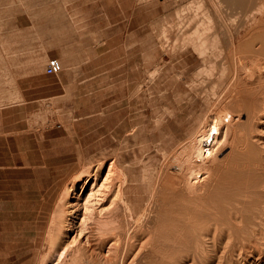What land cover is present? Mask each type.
<instances>
[{
	"label": "rangeland",
	"instance_id": "374dc122",
	"mask_svg": "<svg viewBox=\"0 0 264 264\" xmlns=\"http://www.w3.org/2000/svg\"><path fill=\"white\" fill-rule=\"evenodd\" d=\"M262 3L0 0V264H264V89L241 109L256 84L230 82L229 52ZM198 19L206 40L191 45L180 28L190 36ZM50 57L62 71L46 73ZM214 122V151L190 163L206 170L187 183L177 158ZM120 187L148 219L117 210ZM209 227L222 231L216 255Z\"/></svg>",
	"mask_w": 264,
	"mask_h": 264
},
{
	"label": "bare ground",
	"instance_id": "6f19581e",
	"mask_svg": "<svg viewBox=\"0 0 264 264\" xmlns=\"http://www.w3.org/2000/svg\"><path fill=\"white\" fill-rule=\"evenodd\" d=\"M254 2V1H253ZM200 4H201V2H200ZM264 3H262V5H260V7H258L257 9H253V11H250L249 13L250 14H248L246 17H247V19L248 18H250V20H252V23H251V25H249V24H245L244 25V27H240V28H243V30H241V32H240V34H239V36H238V38H237V36H232L231 38H230V41H231V45H232V48H231V45H228L230 48H231V50L229 51V52H231L232 53V55H233V57H234V59L236 60V63H237V68L235 69L234 68V70H235V72H234V74H233V77L231 76V79H230V82H241V81H243L247 86V89L249 90V87H248V85H250V86H252L253 85V83H255L256 85L254 86L255 87V92H253L252 91V94L251 93H249V95H246L245 97L246 98H241V103L239 104V106H241V109H242V107L243 108H247V109H251V106H252V104L250 103V102H252V98H257L258 96H256L260 91H262L263 89H264V5H263ZM255 5V4H254ZM250 8H252L251 6H249ZM248 8V7H247ZM246 8V9H247ZM200 12V11H199ZM201 12H202V10H201ZM240 14V13H239ZM247 14V13H246ZM199 15V14H198ZM245 16V15H244ZM243 16V17H244ZM200 18V17H199ZM192 20V19H191ZM190 20V21H191ZM233 20V19H232ZM198 21H199V19H198ZM202 21L203 20H201V21H199V22H196V24L193 26V29H192V32H190V36L188 35L187 36V31L188 30H186L185 29V27L183 28V27H181L180 28V36H181V39L182 40H187V38H189V42H191V45H192V43L196 40V41H201V40H203L204 38H206V37H204V36H202L203 35V33H205V28H204V30H201V23H202ZM234 21V20H233ZM184 23V22H183ZM192 23H193V21H192ZM192 23H190V24H192ZM211 24V23H210ZM203 25H205V24H203ZM243 25V24H242ZM203 28V27H202ZM211 29V28H210ZM239 29V28H238ZM189 31H190V29H189ZM208 31V30H207ZM215 35V34H214ZM179 36V37H180ZM206 36V35H205ZM217 36V35H216ZM211 39V38H210ZM205 40L206 39H204V42H205ZM195 41V42H196ZM215 41V40H214ZM187 42V41H186ZM196 43H199V42H196ZM200 43H202V42H200ZM186 44V43H185ZM220 44V43H219ZM198 45V44H197ZM198 48V47H197ZM227 48V47H226ZM202 51V49H199V51ZM205 52V51H204ZM217 53V52H216ZM200 54H202L201 52H200ZM203 55V54H202ZM205 55V54H204ZM204 55H203V58H204V60H206V57H204ZM212 55V54H211ZM231 56V55H230ZM231 58V57H230ZM232 61V60H231ZM213 63V62H212ZM236 65V64H235ZM210 68V67H209ZM213 68V67H212ZM210 71H212V70H210ZM230 74V73H229ZM236 84V83H235ZM252 84V85H251ZM229 85V84H228ZM235 87V86H234ZM244 87H245V85H244ZM226 90H224V92H223V94H226V96L227 95H231V94H233V92L235 91L234 90V88L233 89H231L230 88V86H228V87H226L225 88ZM247 90V91H248ZM239 96V95H238ZM237 97V96H236ZM248 98H249V103H248ZM256 101V100H255ZM232 102H235V99H234V97H233V99H232ZM238 106V105H237ZM238 106V107H239ZM257 107H258V105H257ZM253 108V107H252ZM240 110V109H239ZM254 110V109H253ZM255 111V110H254ZM241 112V111H240ZM258 112V111H257ZM256 112V113H257ZM255 113V112H254ZM229 114L230 113H228V115L227 116H229ZM252 114V113H251ZM256 115H260V114H256ZM220 116L222 117V115L220 114ZM226 116V117H227ZM232 116V115H231ZM230 116V117H231ZM250 116V115H249ZM226 117H224L223 116V118L222 119H226ZM251 117V116H250ZM257 117H259V116H257ZM217 118V117H216ZM234 117H232L231 118V120L233 119ZM219 119H221L220 117L218 118V120ZM221 119V120H222ZM228 119V118H227ZM253 119H255V118H253ZM260 119V118H259ZM229 121H230V119H229ZM255 121H257V119L255 120ZM221 122V121H220ZM228 122V121H227ZM219 129H220V127H219V122H214V123H212V124H210V126H209V128L204 132V133H201V135H200V138H198L197 140H196V142L194 143L193 142V146H191V153L190 154H188L187 155V157L184 159V160H182L181 159V157H185L184 155L183 156H180V154H176V155H178V156H180V158H177V157H175V158H177V161L176 160H174V161H176L177 162V165H174V169L176 170V172L177 173H179V174H188L187 175V180L188 181H186L187 183L189 182H191L192 181V176H194V178H196V177H198V174H200V173H203V170L205 169L206 170V167L205 166H203L202 164L201 165H199V167L197 168V169H195L194 168V166H192L190 163H196V162H199V161H197V160H194V156H196L197 158H201V160L203 159V160H208V158L207 159H204L205 157L204 156H206V155H209V154H212V151H214V149H213V146H214V144H215V141L217 140V135L219 134ZM250 134V133H249ZM247 137H249L250 138V136H247ZM245 145H246V143H245ZM188 146V145H187ZM188 148V147H187ZM245 148H246V146H245ZM181 149V148H180ZM172 152V151H171ZM176 152V151H175ZM182 152V151H181ZM185 154H186V152H184ZM188 153V152H187ZM214 153V152H213ZM163 154V153H162ZM175 155V154H174ZM163 156V155H162ZM171 156V155H170ZM156 157V156H155ZM204 157V158H203ZM206 157H208V156H206ZM120 155H117V157H116V159H115V167H116V169H113V170H117V172H118V174H120L119 176H120V179L122 180V178H124L125 177V174H126V172H125V169L123 168V167H121V164H120ZM153 158V157H152ZM150 159H151V157H150ZM156 158H154V160H155ZM144 160H146L145 158H144ZM143 159H142V161H144ZM165 162L162 164V166L163 167H167V166H171L172 164H170L169 165V158L167 157V155H165ZM141 161V162H142ZM148 161V160H147ZM146 161V162H147ZM196 161V162H195ZM159 162H161V161H159ZM203 162V161H202ZM201 163V162H200ZM205 163V162H204ZM207 163V162H206ZM149 164V163H148ZM161 164V163H160ZM199 164V163H198ZM149 165H151V163L149 164ZM152 166V165H151ZM157 167H159V166H157ZM189 170V171H188ZM144 171V170H143ZM173 171V170H172ZM208 171V170H207ZM146 172V171H145ZM205 172V171H204ZM113 173H115V172H113ZM157 173H159V172H157ZM175 173V172H174ZM160 174V173H159ZM206 174H208V172L206 173ZM127 176V175H126ZM145 177V176H144ZM143 177V178H144ZM147 177V176H146ZM172 178H175V176L174 177H172ZM207 179V178H206ZM126 180H127V178H126ZM174 180V179H173ZM184 181V180H183ZM118 182H119V180H118ZM200 182V181H199ZM202 183H204L203 181H201ZM201 182H200V184H201ZM126 183V182H125ZM124 183V184H125ZM179 183V182H178ZM181 183V182H180ZM185 184V183H184ZM194 184V183H193ZM191 185V188H192V186H194V185ZM187 185H189V184H187ZM120 186V185H119ZM119 186H118V188H119ZM200 186V185H199ZM127 188V187H126ZM247 188V187H246ZM118 191V190H117ZM119 191H120V196H119V201H118V204H117V210L118 209H120V208H123L122 210H123V212L125 213V215L126 214H129L131 217H132V219H135V221H137V223L138 222H142V221H144V220H146V218H147V214H148V212H147V210H148V206L147 207H145L144 209H141V210H135V209H132V207L129 205V201H127V197H126V195L125 194H127V193H125V190L122 188V187H120V189H119ZM186 191V190H185ZM188 191V190H187ZM198 191V190H197ZM245 191V190H244ZM246 191H248V190H246ZM251 191V190H250ZM153 192V191H152ZM199 192V191H198ZM72 193H73V195H72V198H75L76 196H77V186L75 185L73 188H72ZM119 192H117L116 193V195L118 194ZM168 193V192H167ZM189 193V192H188ZM247 193V192H246ZM245 193V194H246ZM249 193V192H248ZM248 193H247V195H248ZM153 194V193H152ZM187 194V193H186ZM197 194V193H196ZM244 194V193H243ZM192 195V194H191ZM118 196V195H117ZM200 196V195H199ZM191 197V196H190ZM202 197V196H201ZM172 200H174V198L172 199ZM84 203H85V201H84ZM87 203V202H86ZM117 203V202H116ZM177 203H179V202H177ZM138 207H139V205H137ZM64 207V206H63ZM141 207V206H140ZM263 207H264V205H263ZM263 207H262V209H263ZM137 208V207H136ZM60 209V208H59ZM185 209H187V206H186V208ZM151 210V209H150ZM264 210V209H263ZM149 211V210H148ZM178 211V210H177ZM183 211V210H182ZM259 212H260V210H258ZM122 212V211H121ZM120 212V213H121ZM179 212V211H178ZM264 212V211H263ZM262 210H261V215H262ZM118 213V212H117ZM191 214V213H190ZM264 214V213H263ZM115 215H117V214H115ZM149 215V214H148ZM121 216V215H120ZM189 216V215H188ZM117 217V216H116ZM115 217V218H116ZM125 217V216H124ZM254 217H257V216H254ZM121 218H122V216H121ZM149 218V217H148ZM147 218V219H148ZM131 219V218H130ZM175 219V218H174ZM118 220V219H117ZM121 220V219H120ZM127 220V219H126ZM256 220H260L259 218L258 219H256ZM54 221H56V220H54ZM260 221H263V219L262 220H260ZM116 222V221H115ZM118 222V221H117ZM264 222V221H263ZM134 223V222H133ZM252 225L254 226V228L253 227H251V226H248L249 228L251 227V228H253V230H252V232L254 231V233L256 234V236H257V239H258V234H257V232H258V227H260V226H258L259 224L258 223H256L254 220L252 221ZM146 224V223H145ZM209 224V223H208ZM251 224V223H250ZM249 224V225H250ZM116 225H118V224H116ZM211 225V224H210ZM264 225V224H263ZM213 226H215V225H213ZM58 227V226H57ZM117 228V227H116ZM118 228H120V227H118ZM114 229V228H113ZM223 229V228H222ZM225 229V228H224ZM50 230H53V229H50ZM55 230V229H54ZM120 230V229H119ZM119 230H117L116 229V231H119ZM220 230V228H217V227H209L208 228V231H205V232H203V235H204V237H208L209 238V240L211 241L210 243H211V247H209V248H212L211 249V252H214V254L217 252V249H218V244H219V240L221 239V232L219 233L218 231ZM262 230V229H261ZM115 231V232H116ZM260 231V230H259ZM61 232V231H60ZM139 232V231H138ZM261 232V231H260ZM58 233V232H57ZM140 233V232H139ZM224 233V232H223ZM262 233V232H261ZM264 233V232H263ZM115 234H117V233H115ZM142 234V233H141ZM250 234V233H249ZM260 234V233H259ZM202 235V234H201ZM202 235V236H203ZM261 235V234H260ZM55 236V235H54ZM54 236H53V238H54ZM57 236V235H56ZM138 236V235H137ZM251 236V235H250ZM253 236V235H252ZM117 237H118V235H117ZM135 237V236H134ZM228 237H230V236H228ZM254 237V236H253ZM263 237V234L261 235V237L260 238H262ZM59 238V237H58ZM120 238V237H119ZM250 238V237H249ZM52 239V238H51ZM205 239V238H204ZM229 239V238H228ZM231 239V238H230ZM263 239V238H262ZM50 240V239H49ZM48 240V241H49ZM120 240V239H119ZM122 240V239H121ZM120 240V241H121ZM151 240V239H150ZM208 240V241H209ZM243 240V239H242ZM241 240V241H242ZM53 241V240H52ZM224 241V240H223ZM230 241V240H229ZM51 242V241H50ZM50 242H48L49 243V245H50ZM205 242V241H204ZM207 242V241H206ZM205 242V243H206ZM238 242V241H237ZM197 243V242H196ZM221 243V242H220ZM227 243V242H226ZM224 243V245H226L227 246V244H228V246L229 245H231V243ZM234 243V245L236 244V242H233ZM249 243V242H248ZM248 243L247 242H245V243H243V244H241L240 242H239V244L242 246L241 248L242 249H244L245 250V252H246V250L247 249H249L248 247L250 246V245H248ZM254 243V242H253ZM252 243V244H253ZM117 244V243H116ZM147 244V243H146ZM145 244V245H146ZM149 244V243H148ZM151 244V243H150ZM152 245H153V242H152ZM197 245V244H196ZM195 245V246H196ZM223 245V247H225ZM234 245H233V247H234ZM238 244H236V246H237ZM254 245H256L255 243H254ZM119 246H120V244H119ZM136 246V245H135ZM135 246H133V248L135 247ZM200 246H201V244H200ZM183 247V246H182ZM208 247V246H207ZM230 247V246H229ZM233 247H231V248H233ZM238 247V246H237ZM145 248V247H144ZM201 248V247H200ZM230 248V249H231ZM234 248H236V247H234ZM251 248V247H250ZM257 248H258V246H257ZM119 249V248H118ZM190 249H192V248H190ZM223 250H226V249H224V248H222ZM230 249H229V251H230ZM189 250V249H188ZM198 250V249H197ZM243 250V251H244ZM250 250V249H249ZM54 251V250H53ZM131 251V250H130ZM190 251H192V250H190ZM193 251H195V250H193ZM192 251V252H193ZM199 251V250H198ZM228 251V252H229ZM239 251V250H238ZM242 251V252H243ZM256 251V250H255ZM200 252V251H199ZM207 253L208 252V250L207 251H205V248L203 247V248H201V252L200 253ZM218 252H219V250H218ZM218 252H217V254H218ZM240 252V251H239ZM244 252V253H245ZM250 252V251H249ZM48 253V252H47ZM224 253V252H223ZM60 254L61 255H59L60 256V258H61V256L64 254H62V252H60ZM67 254V253H66ZM117 254H118V252H117ZM191 254H194V253H191ZM197 254V253H196ZM195 254V255H196ZM213 254V255H214ZM242 254V253H241ZM68 255V254H67ZM130 255V254H129ZM205 255V254H204ZM211 255V254H210ZM216 255V254H215ZM221 255V254H220ZM225 255V254H224ZM194 256V255H193ZM193 256H192V258H193ZM219 256V255H218ZM66 257V256H65ZM71 257H73V256H71ZM70 257V258H71ZM207 257V256H206ZM209 257V256H208ZM214 257V256H213ZM220 257V256H219ZM59 258V259H60ZM69 258V259H70ZM198 259H200V258H198ZM43 260V259H42ZM42 260H41V264L43 263L42 262ZM68 260V259H67ZM71 260V259H70ZM120 260V259H119ZM88 261V260H87ZM193 261V260H192ZM207 261H209V260H207ZM196 263V262H195ZM203 263V262H202ZM44 264V263H43ZM65 264V263H64ZM69 264V263H68ZM119 264H121V263H119Z\"/></svg>",
	"mask_w": 264,
	"mask_h": 264
},
{
	"label": "crops",
	"instance_id": "0c3cea01",
	"mask_svg": "<svg viewBox=\"0 0 264 264\" xmlns=\"http://www.w3.org/2000/svg\"><path fill=\"white\" fill-rule=\"evenodd\" d=\"M31 17L29 16V14L25 13V12H21L19 17H18V25L20 26V28H26V27H31L33 25V23H30L27 21V19H30ZM42 84H48V81H44V82H40ZM52 86H46V89H50ZM54 95V91H50L47 93V98H51ZM4 129L0 128V132H3ZM3 133H0V135H2Z\"/></svg>",
	"mask_w": 264,
	"mask_h": 264
},
{
	"label": "built area",
	"instance_id": "2783aa9c",
	"mask_svg": "<svg viewBox=\"0 0 264 264\" xmlns=\"http://www.w3.org/2000/svg\"><path fill=\"white\" fill-rule=\"evenodd\" d=\"M62 69H63L62 62L60 61L58 57L49 58L47 68H46V73L57 74L60 71H62Z\"/></svg>",
	"mask_w": 264,
	"mask_h": 264
}]
</instances>
